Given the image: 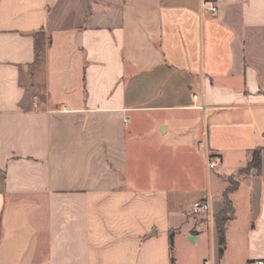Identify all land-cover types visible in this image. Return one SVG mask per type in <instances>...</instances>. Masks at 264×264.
Instances as JSON below:
<instances>
[{
    "label": "crops",
    "instance_id": "0c3cea01",
    "mask_svg": "<svg viewBox=\"0 0 264 264\" xmlns=\"http://www.w3.org/2000/svg\"><path fill=\"white\" fill-rule=\"evenodd\" d=\"M195 153L223 173L218 194L186 196ZM232 181L220 257L214 218ZM208 240L210 260L182 255ZM257 260L264 0H0V264Z\"/></svg>",
    "mask_w": 264,
    "mask_h": 264
},
{
    "label": "rangeland",
    "instance_id": "374dc122",
    "mask_svg": "<svg viewBox=\"0 0 264 264\" xmlns=\"http://www.w3.org/2000/svg\"><path fill=\"white\" fill-rule=\"evenodd\" d=\"M184 163H185V155L183 157ZM192 165L195 166V168H189L186 167L185 164L183 165V187L188 190L186 192V196L188 198L194 197L195 193L200 192H208L209 184L211 183V189L214 195L218 194L222 190L223 186V180L221 179L223 173L218 170V167L215 169H207V160L202 154L195 153L192 156ZM211 161H214L213 158H211ZM216 166L217 163H216ZM209 171V172H208ZM220 175V176H219ZM193 176V177H192ZM195 178V179H194ZM192 179V180H191ZM191 187L195 190L191 193ZM195 192V193H194ZM188 251H191L192 255H198L201 257L202 255L207 256V258H211V243L209 240L207 242H204L203 244H199V246H189V247H183L182 249V255L186 256L188 254ZM236 258H242L244 256V250L243 249H237L234 253Z\"/></svg>",
    "mask_w": 264,
    "mask_h": 264
},
{
    "label": "trees",
    "instance_id": "16d2710c",
    "mask_svg": "<svg viewBox=\"0 0 264 264\" xmlns=\"http://www.w3.org/2000/svg\"><path fill=\"white\" fill-rule=\"evenodd\" d=\"M46 40L43 33H37L35 41V55L36 63L41 64L44 60ZM261 166V150L257 149L252 154V160L247 167V171L251 169L259 170ZM237 188L236 182H231L229 188L226 190L223 196L224 208L214 218L217 235H218V246L219 256L223 257L226 250V232L227 226L234 215V208L230 199V194ZM171 245L173 246V236L170 237Z\"/></svg>",
    "mask_w": 264,
    "mask_h": 264
},
{
    "label": "built area",
    "instance_id": "2783aa9c",
    "mask_svg": "<svg viewBox=\"0 0 264 264\" xmlns=\"http://www.w3.org/2000/svg\"><path fill=\"white\" fill-rule=\"evenodd\" d=\"M211 11H212V13H216L217 9L213 6L211 8ZM194 99H197V96H194ZM208 167L210 169H214L216 167L215 161L209 160L208 161ZM210 208H211L210 202L209 201H204V202L198 203L195 206L194 212L197 213V214H205V215H207L210 212ZM254 264H264V262L261 261V260H257V261H255Z\"/></svg>",
    "mask_w": 264,
    "mask_h": 264
}]
</instances>
